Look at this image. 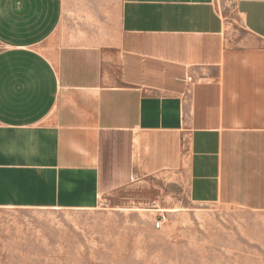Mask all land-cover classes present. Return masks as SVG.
I'll use <instances>...</instances> for the list:
<instances>
[{
	"label": "crops",
	"instance_id": "crops-1",
	"mask_svg": "<svg viewBox=\"0 0 264 264\" xmlns=\"http://www.w3.org/2000/svg\"><path fill=\"white\" fill-rule=\"evenodd\" d=\"M120 0L102 43L62 0H0V207L92 209L169 176L197 204L264 209V0Z\"/></svg>",
	"mask_w": 264,
	"mask_h": 264
},
{
	"label": "rangeland",
	"instance_id": "rangeland-1",
	"mask_svg": "<svg viewBox=\"0 0 264 264\" xmlns=\"http://www.w3.org/2000/svg\"><path fill=\"white\" fill-rule=\"evenodd\" d=\"M219 1L237 31L232 4ZM119 8L62 0L61 32L102 43L118 33ZM173 183H122L92 209L0 207V264H264V209L193 203Z\"/></svg>",
	"mask_w": 264,
	"mask_h": 264
}]
</instances>
